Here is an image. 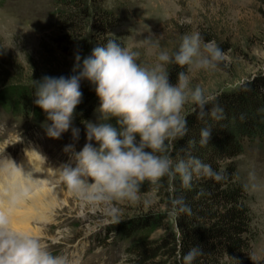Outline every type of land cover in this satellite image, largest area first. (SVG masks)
<instances>
[{"label":"rangeland","instance_id":"rangeland-1","mask_svg":"<svg viewBox=\"0 0 264 264\" xmlns=\"http://www.w3.org/2000/svg\"><path fill=\"white\" fill-rule=\"evenodd\" d=\"M77 1L89 11L87 37L93 48L94 12L101 3L103 10L118 17L119 23L111 29L110 36L137 53L141 66H153L160 51L176 52L185 34L198 32L205 42L215 41L225 53L223 66L190 73L187 66L186 72L190 87H201L211 97L210 104L247 81L264 76V0ZM63 10L68 7L59 0H0V152L9 148L18 156L19 151L26 152L39 144L49 165L58 156L71 159L64 151L67 145H73L77 152L82 150L88 142L85 123L78 128V140L73 139L71 129L60 139H52L46 132V124L51 123L47 114L34 120L6 110L1 100L10 92L9 78L42 80L52 71L73 72L76 60L60 53L54 43L59 33L57 11ZM75 10L80 12L78 8ZM147 40L156 47L146 43ZM173 65L165 66L168 72ZM195 109L196 105L186 104L182 115L185 117ZM98 117L90 122H97ZM98 122L103 123V119ZM93 146H97L95 141ZM235 160L239 181L250 198L253 229L257 234L252 243L253 264H264V140H245L244 153ZM139 195L140 200L135 203L126 200L95 203L71 196L68 204L52 214L51 222L39 223L35 219L28 222H34V227L45 232L39 237L53 255H65L72 263L131 264L126 255L130 241L118 239L116 226L152 211L169 213L165 199L158 198L156 193ZM145 199L151 201L147 207ZM169 215L173 230L178 232L175 217ZM159 235L161 232L155 234Z\"/></svg>","mask_w":264,"mask_h":264},{"label":"clouds","instance_id":"clouds-1","mask_svg":"<svg viewBox=\"0 0 264 264\" xmlns=\"http://www.w3.org/2000/svg\"><path fill=\"white\" fill-rule=\"evenodd\" d=\"M146 43L156 47L151 40ZM137 56L110 39L94 47L83 59L77 54L70 78L45 76L34 81L35 104L51 122L45 127L52 139H60L70 129L73 139H79L80 130L72 127V121L82 100V80L93 85L99 98L98 119L107 122H85L88 142L82 150L77 152L73 145L64 149L75 167L64 164L53 171L56 180L82 200L135 203L140 200V185L144 181L156 182L177 174L184 187H190L194 175L217 182L224 179L198 158L189 155L187 160L176 162L170 154L173 142L187 135V119L182 115L186 104L197 106L198 119L221 118L223 109L218 104L208 107L211 97L199 86L190 87L188 73L215 70L225 57L223 50L215 41L205 42L198 32H193L183 36L176 52L160 51L151 67L138 64ZM172 63L181 68L188 66V73L177 74L176 84L170 82L165 67ZM211 136L210 128L201 129V146L209 144ZM93 141L97 146H93ZM8 163L23 174L12 161ZM25 179L32 185L41 181ZM29 195L30 190L24 188L6 207L0 206V264H68L65 255H53L38 236L13 226V217ZM150 203L144 200L145 207ZM172 203L176 208L182 200ZM180 210L190 212L186 206ZM199 254V248L190 249L183 256V264H192Z\"/></svg>","mask_w":264,"mask_h":264},{"label":"trees","instance_id":"trees-1","mask_svg":"<svg viewBox=\"0 0 264 264\" xmlns=\"http://www.w3.org/2000/svg\"><path fill=\"white\" fill-rule=\"evenodd\" d=\"M68 7L67 11H57L59 33L54 43L64 56L81 58L92 51L88 40L89 11L77 0H59ZM80 9L76 11L75 9ZM95 26L91 37L95 47L115 40L110 31L118 25V17L101 8L98 4L94 12ZM218 66H223L221 62ZM187 72L173 65L169 70L170 82L177 83V74ZM73 72L52 71L46 76L70 78ZM5 79V77H4ZM3 79V80H4ZM10 92L1 100V106L15 114H22L39 120L46 113L35 104L34 81L36 79H11ZM2 81V80H1ZM2 84V82H1ZM81 103L77 106L72 126L81 127L99 113L100 101L93 85L87 80L80 83ZM218 104L223 109L220 119L206 116L198 119L199 109L192 110L187 119V135L173 142L170 154L174 161L187 160L190 156L202 163L210 164L224 179L217 182L207 177L193 176L190 187H184L180 176L162 177L156 182L144 181L139 194L156 193L165 199L164 206L169 213L148 212L116 226L118 239L130 241L126 255L131 264H183V256L192 248H199L200 254L192 264H253L252 243L257 234L253 229V212L249 205L246 187L239 181L236 158L244 153V142L264 140V76L247 81L238 90L218 97L211 108ZM107 121L103 120V123ZM115 124V120L111 121ZM210 128L212 136L209 144L201 146L200 132ZM190 141H195L191 143ZM182 200L174 208L173 200ZM184 206L190 212L180 210ZM175 217L177 231L170 224ZM161 232V235L155 236Z\"/></svg>","mask_w":264,"mask_h":264},{"label":"bare ground","instance_id":"bare-ground-1","mask_svg":"<svg viewBox=\"0 0 264 264\" xmlns=\"http://www.w3.org/2000/svg\"><path fill=\"white\" fill-rule=\"evenodd\" d=\"M28 153V159L22 164L20 170L25 177H29L33 181H41L38 185H32L25 179L20 171L13 170L10 171L7 177H4V174L8 171L6 169L12 168L7 161L0 168V206H3V196H10L9 198H13L12 194L15 196L19 195L18 191L9 185V183H11V185L13 184L12 178L18 175L22 180L18 183L23 184L24 182L28 186L30 189V196L27 202L24 200L20 210H18L13 217V226L17 230L28 231L36 236H40L44 235L45 232L34 227V224L30 223V221L28 222V220L35 219V221L38 220L39 223L51 222L53 220L52 214L58 212V209L62 207L63 204H68L71 196H76L67 191L64 186H56L57 180L55 178V173L51 168L43 169V166L39 164V154L37 150L33 149L28 151ZM50 179H52L54 184L52 187L47 186ZM2 188L5 193L1 196Z\"/></svg>","mask_w":264,"mask_h":264}]
</instances>
